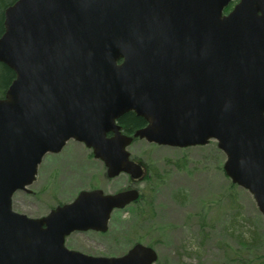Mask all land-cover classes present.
I'll return each instance as SVG.
<instances>
[{
  "label": "water",
  "instance_id": "water-1",
  "mask_svg": "<svg viewBox=\"0 0 264 264\" xmlns=\"http://www.w3.org/2000/svg\"><path fill=\"white\" fill-rule=\"evenodd\" d=\"M17 0L4 13L0 62L15 79L0 98V264H155L138 243L117 257L69 250L66 237L106 232L136 189L82 191L41 219L12 210L49 153L74 140L107 176H144L135 139L170 147L214 140L224 171L264 217V0ZM146 122L132 136L118 121ZM112 134L111 136H109ZM29 192V191H28Z\"/></svg>",
  "mask_w": 264,
  "mask_h": 264
},
{
  "label": "rangeland",
  "instance_id": "rangeland-1",
  "mask_svg": "<svg viewBox=\"0 0 264 264\" xmlns=\"http://www.w3.org/2000/svg\"><path fill=\"white\" fill-rule=\"evenodd\" d=\"M129 151L142 164L145 176L147 165L160 177L159 181L152 179L155 191L149 189L146 194L153 201L154 216L140 231L144 239L133 241V227L140 218L136 208L130 207L114 211L106 235L69 237L71 248L95 257H117L136 243L154 244L159 257L156 264H264V217L252 194L225 175L226 156L216 141L178 148L137 140ZM105 174L104 165L93 159L91 150L70 141L62 152L43 159L31 188L34 200L17 193L14 206L38 217L58 202H72L83 190L114 193L132 188L142 192L148 185L142 178L120 175L107 179ZM257 236L263 241H256Z\"/></svg>",
  "mask_w": 264,
  "mask_h": 264
},
{
  "label": "trees",
  "instance_id": "trees-1",
  "mask_svg": "<svg viewBox=\"0 0 264 264\" xmlns=\"http://www.w3.org/2000/svg\"><path fill=\"white\" fill-rule=\"evenodd\" d=\"M16 0H0V37L4 33L5 27H4V13L7 7L12 5ZM15 79V73L10 70L7 66L2 64L0 62V98H3L8 87L11 85L13 80ZM121 125L123 126L124 133L131 135L133 134L137 129H140L144 125H146V122L136 116L134 113H127L125 114L121 119ZM148 167V166H147ZM158 178V179H157ZM159 175L157 176L153 171L148 168V175L145 178V182H147V186L142 190V196L140 197L139 201L136 203V209L135 211L138 213L136 216L140 218L137 225L134 226L132 235L136 238V240L133 241H141L143 238V235L140 233V231L143 229V226L146 224L147 221L150 219H153L152 216H154L153 211V201L152 199H148L147 195L149 189L154 192L155 187L153 185L152 179L155 181H159ZM133 217V216H132ZM135 231V232H134ZM134 232V233H133ZM152 231L149 230L148 233H151ZM131 237V238H133ZM243 236L240 235V238ZM256 241H263L262 237L257 236ZM243 242V241H242ZM154 246V244H150ZM158 263V262H157Z\"/></svg>",
  "mask_w": 264,
  "mask_h": 264
},
{
  "label": "flooded vegetation",
  "instance_id": "flooded-vegetation-1",
  "mask_svg": "<svg viewBox=\"0 0 264 264\" xmlns=\"http://www.w3.org/2000/svg\"><path fill=\"white\" fill-rule=\"evenodd\" d=\"M240 2V0H233L231 3H230V5L224 10V15H228V14H230V12H232V10L235 8V6L238 4ZM122 118V117H121ZM120 118V119H121ZM119 119V121H118V124H120L121 125V120ZM122 126V125H121ZM144 126H146V125H144ZM143 126V127H144ZM142 128V127H141ZM122 132L124 133V129H123V126H122ZM112 134H110L109 136H111ZM132 135V134H131ZM71 141H74V140H71ZM70 142V141H69ZM68 142V143H69ZM74 142H76V141H74ZM68 143H67V145H68ZM76 143H79V142H76ZM79 144H83V143H79ZM66 145V146H67ZM84 145V144H83ZM66 146L62 149V151L66 148ZM86 147V146H85ZM87 149H89L88 147H86ZM89 150H91V156L93 157V159H95V160H97V161H99V162H101L103 165H104V168L106 169V167H105V164H104V162H102L101 160H99V159H97V158H95V156H94V154H93V150L92 149H89ZM61 151V152H62ZM60 153V152H59ZM56 154H58V153H56ZM56 154H54V153H51V154H48V155H56ZM124 175H126L127 177H129V179H130V176L129 175H127V174H124ZM34 183H35V181H34ZM34 183L31 185V186H29L28 187V191H26V190H19V191H17L16 193H14V195H13V197H12V210H13V212H15V213H17V214H22V215H25V216H27L28 218H30V219H41V218H44V217H46V216H48L54 209H56V208H58V207H61V206H63V205H65L64 203H62V202H58V204L57 205H55V206H49V209H48V212H47V214H44V215H42V216H38V217H34V216H30V215H28V214H24V213H21V212H19L16 208H15V206H14V198H15V196H16V194L17 193H24L27 197H28V199H31V200H34V198L36 197V194L34 193V191L33 190H31V188L33 187V185H34ZM130 189H132V188H128V189H126V190H130ZM81 192V191H80ZM80 192L77 194V196H75V198L73 199V201L72 202H74V200L78 197V195L80 194ZM115 193V192H114ZM141 196H142V194H141ZM27 199V200H28ZM72 202H70V203H72ZM136 203L137 202H133L132 204H130V205H128L126 208L128 209V208H130V207H136L137 205H136ZM69 204V203H68ZM109 232V230L107 231V232H98V231H93V230H89V231H86V232H73V233H71L69 236H67L66 237V240H65V247L67 248V249H69V250H74V251H79V252H81V253H84V254H87V255H92V254H89V253H85V252H82V251H80V250H77V249H73V248H71L69 245H68V238L69 237H71L72 235H74V234H97V235H106L107 233ZM93 256V255H92Z\"/></svg>",
  "mask_w": 264,
  "mask_h": 264
}]
</instances>
